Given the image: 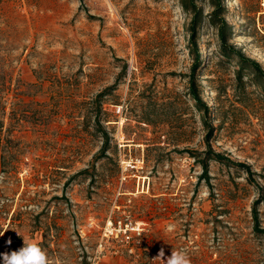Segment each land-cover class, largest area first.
<instances>
[{
    "label": "rangeland",
    "instance_id": "obj_1",
    "mask_svg": "<svg viewBox=\"0 0 264 264\" xmlns=\"http://www.w3.org/2000/svg\"><path fill=\"white\" fill-rule=\"evenodd\" d=\"M222 1L230 43L264 68V0ZM190 19L179 0H0V254L24 238L51 264H264V95L235 89L205 18L198 81L231 160L205 177Z\"/></svg>",
    "mask_w": 264,
    "mask_h": 264
},
{
    "label": "trees",
    "instance_id": "obj_2",
    "mask_svg": "<svg viewBox=\"0 0 264 264\" xmlns=\"http://www.w3.org/2000/svg\"><path fill=\"white\" fill-rule=\"evenodd\" d=\"M201 0H179L181 6L191 14V19L187 25L190 41L192 42L195 55L191 66V71L188 76V92L196 103L197 108L204 110V122L208 128L206 134L207 141L209 143L208 156L201 160V165L204 169V176L206 177L209 172L210 160H224L231 161L229 158H225L220 152H216L210 145V137L215 129L212 123V114L210 107L202 100L200 84L198 81V70L205 64V58L202 59L201 52L199 51L198 42L201 38V30L203 27V21L207 18L211 27L217 31L219 39V50L223 57H226L229 61L235 60L238 67L235 69L236 83L235 89L245 91L246 83L245 78L250 77L255 82L256 86L262 89L264 95V68L260 61L250 57L246 54L242 48L230 43L233 37L234 31L231 24L226 20L225 9L222 0H211L213 9L208 14H204L202 7L199 5ZM3 44L0 43V101L3 97L2 93L5 88V78L7 71L1 66V52L3 51ZM213 82H216V78H211ZM216 91L219 96L227 91L225 84H217ZM217 120L220 121V126L226 122L224 114L218 116ZM105 150V148H103ZM193 157L198 159V152H193ZM245 165V164H240Z\"/></svg>",
    "mask_w": 264,
    "mask_h": 264
},
{
    "label": "clouds",
    "instance_id": "obj_3",
    "mask_svg": "<svg viewBox=\"0 0 264 264\" xmlns=\"http://www.w3.org/2000/svg\"><path fill=\"white\" fill-rule=\"evenodd\" d=\"M7 243L11 244L12 241L9 240ZM0 259H2V264H51L43 248L37 243L29 242L24 238L21 248L0 254ZM156 260L161 261L162 264H191V259L187 253L177 250H172L171 255L165 257L164 250L161 249L157 257L153 259V261Z\"/></svg>",
    "mask_w": 264,
    "mask_h": 264
}]
</instances>
